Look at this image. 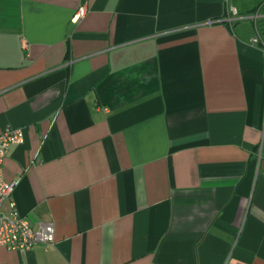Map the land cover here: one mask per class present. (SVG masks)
Segmentation results:
<instances>
[{"label": "crops", "instance_id": "1", "mask_svg": "<svg viewBox=\"0 0 264 264\" xmlns=\"http://www.w3.org/2000/svg\"><path fill=\"white\" fill-rule=\"evenodd\" d=\"M8 126L0 264H264V0H0Z\"/></svg>", "mask_w": 264, "mask_h": 264}, {"label": "built area", "instance_id": "2", "mask_svg": "<svg viewBox=\"0 0 264 264\" xmlns=\"http://www.w3.org/2000/svg\"><path fill=\"white\" fill-rule=\"evenodd\" d=\"M235 13L234 8H231ZM83 13L80 9L79 16ZM255 18V16H253ZM262 38L256 30L251 38V44H262ZM23 131L21 128L6 127L0 132V247L7 250H28L37 244L51 245L54 243V225L44 222L37 226L20 216L14 201L11 199L16 182H7L3 179L2 169L7 147L13 143H21ZM7 202L8 210H3Z\"/></svg>", "mask_w": 264, "mask_h": 264}]
</instances>
